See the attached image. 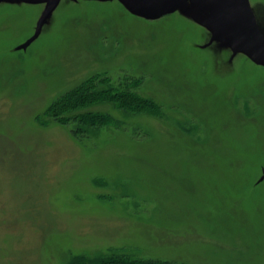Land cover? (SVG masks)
I'll use <instances>...</instances> for the list:
<instances>
[{
  "label": "rangeland",
  "instance_id": "374dc122",
  "mask_svg": "<svg viewBox=\"0 0 264 264\" xmlns=\"http://www.w3.org/2000/svg\"><path fill=\"white\" fill-rule=\"evenodd\" d=\"M192 2L0 1V264H264V65Z\"/></svg>",
  "mask_w": 264,
  "mask_h": 264
},
{
  "label": "water",
  "instance_id": "95a60500",
  "mask_svg": "<svg viewBox=\"0 0 264 264\" xmlns=\"http://www.w3.org/2000/svg\"><path fill=\"white\" fill-rule=\"evenodd\" d=\"M1 1V0H0ZM45 1L44 15L55 0ZM136 14L157 18L174 12L190 0H121ZM191 12L198 22L211 30L215 39H222L253 61L264 65V36L259 30L247 0H191ZM40 22V21H39Z\"/></svg>",
  "mask_w": 264,
  "mask_h": 264
},
{
  "label": "trees",
  "instance_id": "16d2710c",
  "mask_svg": "<svg viewBox=\"0 0 264 264\" xmlns=\"http://www.w3.org/2000/svg\"><path fill=\"white\" fill-rule=\"evenodd\" d=\"M93 77H95V76H92V77H89V78H87L86 80H85V82H83V83H81L80 85L81 86H79V85H77L78 87H76V88H74L72 91H69L68 93H72V95H70V97H73V98H76L77 97V99L78 98H80V97H83V98H86V96L88 95V94H91V93H89V92H87L88 90L86 89V87H87V85L85 84V83H87L88 81L90 82V79H92ZM83 84V85H82ZM87 91H86V90ZM90 91H99V93L100 94H104V91H106V90H104V88L102 87L101 88V90L99 89H94V90H90ZM68 93H63V94H61L60 96H58V98L56 99V100H54V101H56L57 102V104H50L49 106L50 107H52V106H54L55 105V107H53V112H52V114H53V117H55L56 119L58 118V117H60V115H61V112L64 110V112L65 111H67V110H69V109H71V105L70 104H66V101H64V102H62V98L63 99H65V97H66V94H68ZM108 93H110V91L108 92ZM117 96H118V93H116V95L114 96V98H117ZM67 98V97H66ZM129 98H131V99H134V100H132L133 101V103L132 104H134V105H138V106H143L142 104H144L145 106L146 105H148V103H151V102H149V100L148 99H143V98H140V97H138L137 95H134V96H128L127 97V99H129ZM70 102V101H69ZM64 103V105H62ZM68 103V102H67ZM58 105H61V106H58ZM48 106V107H49ZM61 107V108H60ZM57 110H59V111H57ZM90 115V114H89ZM86 116V115H85ZM91 116V115H90ZM92 116H95V117H92ZM92 122H96L95 120H97V119H101V115H94V114H92ZM66 118H63V120H65ZM60 122V121H59ZM61 123V122H60ZM63 124V123H62ZM76 261V260H75ZM151 262V264H173V263H171V262H167V261H150ZM102 264H114V260H108V261H103V263Z\"/></svg>",
  "mask_w": 264,
  "mask_h": 264
}]
</instances>
